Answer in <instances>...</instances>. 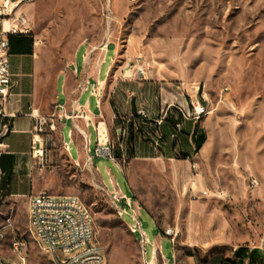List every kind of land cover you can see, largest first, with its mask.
Returning a JSON list of instances; mask_svg holds the SVG:
<instances>
[{
	"label": "rangeland",
	"instance_id": "obj_1",
	"mask_svg": "<svg viewBox=\"0 0 264 264\" xmlns=\"http://www.w3.org/2000/svg\"><path fill=\"white\" fill-rule=\"evenodd\" d=\"M20 7L36 42L45 103L75 56L81 64L86 51L110 46L103 72L116 48L117 64H148L155 79L199 87L211 110L196 168L122 158L116 133L120 168L96 157L94 146L93 161L87 149L81 160L75 144L66 149L70 123L54 122L36 159L34 194L78 197L94 219L105 264H150L154 248L159 264H264V0H34ZM115 190L140 206L144 246L129 230L132 210L122 202L121 217L116 209ZM28 206L2 198L0 257L18 264L17 241L27 264H54L29 231Z\"/></svg>",
	"mask_w": 264,
	"mask_h": 264
},
{
	"label": "crops",
	"instance_id": "obj_2",
	"mask_svg": "<svg viewBox=\"0 0 264 264\" xmlns=\"http://www.w3.org/2000/svg\"><path fill=\"white\" fill-rule=\"evenodd\" d=\"M18 14L22 15V7ZM10 46V71L16 87L5 109L7 116L0 117V130L6 123L11 127L0 148V193L4 200L25 203L39 195L34 194L33 176L36 159L44 151L45 135L36 136L37 117L70 123V140L64 142L69 149L71 144L77 146L81 160L82 151L88 148L91 152L100 137L101 142L109 140L115 145L116 133L122 158L183 163L193 168L203 165L207 141L199 151L196 144L202 135L207 136L204 120L208 116L199 122L186 121L178 110V105L208 104V93L199 87L190 90L155 79L153 74L139 79L128 69L131 63H116V48L103 72L107 46L103 53L86 51L81 64L75 56L58 74L56 97L48 104L41 96L36 42L28 35L12 38ZM150 264L159 263L153 259Z\"/></svg>",
	"mask_w": 264,
	"mask_h": 264
},
{
	"label": "built area",
	"instance_id": "obj_3",
	"mask_svg": "<svg viewBox=\"0 0 264 264\" xmlns=\"http://www.w3.org/2000/svg\"><path fill=\"white\" fill-rule=\"evenodd\" d=\"M33 1L2 0L0 2V117L2 118L7 116L5 109L16 87L10 71V37L30 35L28 29L25 28L27 21L22 15L18 14V10L22 4ZM128 69L139 79L150 78L153 74L148 64L131 63ZM227 90L224 89L221 92V102H223V94ZM178 110L184 120L193 122H199L211 114L209 105H203L199 102L191 103L189 106L178 105ZM36 120L35 131L37 137L46 135L48 130L53 131L55 129L54 121H48L43 117H37ZM10 133V125L8 123L3 124L0 130V148L4 147L3 142ZM65 145L69 152V146ZM114 150L115 145H111L109 140L101 142L100 137L95 148V156L98 158H108L117 164ZM87 153L93 161L88 148ZM41 154L42 152L39 153V155ZM253 184H257V182L254 181ZM111 197L121 217L127 214L120 207L122 202H125L132 210L133 215L131 218L134 225L129 227V230H135L137 234H140V243L141 246H144L148 243V239L138 220L137 209L140 206L137 203L134 205L131 198L121 195L117 190L111 193ZM1 203L2 194L0 193ZM28 216L30 233L33 238H39V248L52 259L54 264H105L104 249L95 240L94 219L78 197L45 194L33 196L29 200ZM8 226H11L10 220ZM165 235L171 239L174 245L175 232L168 229ZM12 246L13 250L17 253L18 264H27L25 256L22 255L23 244L15 241ZM154 259L158 261V251L156 248H154ZM0 264L8 263L0 257Z\"/></svg>",
	"mask_w": 264,
	"mask_h": 264
},
{
	"label": "trees",
	"instance_id": "obj_4",
	"mask_svg": "<svg viewBox=\"0 0 264 264\" xmlns=\"http://www.w3.org/2000/svg\"><path fill=\"white\" fill-rule=\"evenodd\" d=\"M24 35H18V36H11L10 37V45H11V39L12 38H15V37H23ZM11 51H12V48H11ZM205 141V135H202L198 141H197V144H196V150L199 151L201 148H202V145Z\"/></svg>",
	"mask_w": 264,
	"mask_h": 264
},
{
	"label": "bare ground",
	"instance_id": "obj_5",
	"mask_svg": "<svg viewBox=\"0 0 264 264\" xmlns=\"http://www.w3.org/2000/svg\"><path fill=\"white\" fill-rule=\"evenodd\" d=\"M119 141V140H118ZM117 144V143H116ZM111 145H114L113 143H111ZM132 234H137V232L135 230H130ZM37 240V242L39 243V238H35ZM23 244V243H22Z\"/></svg>",
	"mask_w": 264,
	"mask_h": 264
}]
</instances>
